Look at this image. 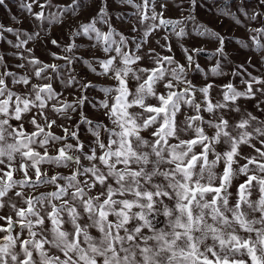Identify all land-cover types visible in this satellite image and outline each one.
Here are the masks:
<instances>
[{
  "label": "snow or ice",
  "instance_id": "6c2138e0",
  "mask_svg": "<svg viewBox=\"0 0 264 264\" xmlns=\"http://www.w3.org/2000/svg\"><path fill=\"white\" fill-rule=\"evenodd\" d=\"M12 2L0 0L21 26L0 22V264H264V60L228 52L264 57V0H18L27 27ZM114 12L132 13L127 34ZM223 18L245 37L210 26ZM198 37L214 50L185 45Z\"/></svg>",
  "mask_w": 264,
  "mask_h": 264
},
{
  "label": "rangeland",
  "instance_id": "374dc122",
  "mask_svg": "<svg viewBox=\"0 0 264 264\" xmlns=\"http://www.w3.org/2000/svg\"><path fill=\"white\" fill-rule=\"evenodd\" d=\"M250 2H254V0H250ZM17 3H18V0H13V2L10 3L9 7L11 9V13L15 14L18 18L23 19L25 21L23 26L27 27L29 21L27 20L25 15L21 12V10L17 7ZM157 3H159V0H157ZM211 7H212V5L209 4V5H207L206 8L201 10L200 20L202 22L209 18V15H206V13H207L208 9ZM131 15H132V13H128L127 16H124V13H122V12H114L113 13V16L117 17L115 24L113 26L121 34H127L128 27H125V24H127L128 16H131ZM166 15L169 17L175 18V17L179 16V13L176 12L175 10H170L169 12L166 13ZM121 16H124V23L123 24L121 23V20L119 19V17H121ZM0 22H2L6 26H11L14 28L21 27L20 25H17L13 21H11V19L9 17V13L3 8H0ZM210 26L215 31H218L222 35H225L229 40H231L233 42L239 41V40H241V38L245 37L244 31H242L241 29L235 28L233 22H230L229 18H223V19L219 20L218 22H217V20L212 19ZM169 31H170V29H169ZM51 32H52V35H54V36H62V37L67 36L66 31L64 29L60 28L59 26H53L51 29ZM194 35L195 34L193 33V36ZM9 39H12V37L10 35H9ZM156 39H160V37H156ZM170 40L173 44V48L175 50L176 58L181 59L180 51L176 47L175 40L173 38H170ZM65 42H67L66 39H65ZM77 42L80 43L84 48L88 47L89 42H88L87 37L77 38ZM160 43H164V41L162 39H160ZM185 45L187 47L207 48L210 51L214 50V48H215L214 44L206 42L205 38H203V37H198L195 39H187L186 38ZM30 46H33V45H30ZM155 46L156 45L154 43L150 45V47H155ZM34 47L36 48V55L39 56L42 60L47 61V58L41 53L40 48L38 46H34ZM49 47H50L52 52H56L55 46L49 45ZM238 49H239V45H235V46L230 45L228 47V52H229L232 60H234L236 64H245L247 62L249 65L255 64L257 66V68L260 67V65L257 63V60L258 59L264 60V57H261L259 53H256L254 56L249 55V52H253V53L256 52L255 47H253L251 49H246V48L242 49V50H238ZM5 51H8V49H5ZM157 51H159V49H157ZM9 54H10V52H9ZM83 54L87 55V53H83ZM97 55H100V53L97 52ZM8 62L10 64L16 63V61H12V60H9ZM47 62L50 63L51 61H47ZM181 63H183L182 59H181ZM199 63L202 65V67H206L209 72H210L211 67L214 66V64L212 62L207 61L203 57L199 58ZM145 66H147V61H145ZM225 71L228 73V75L225 78H223V79L218 78V77L213 78L217 84L222 85V84H225L229 80L232 79V71L233 70L231 68H226ZM249 72H251L253 75L257 74L256 69H253L252 67H249ZM192 76L194 77L196 82H198V83L201 82V75L200 74L192 73ZM90 79H93V77H90ZM233 82H234V84L239 85L238 79L233 80ZM239 86L241 88L243 87V85H239ZM93 95H94V93H93ZM67 99L71 100L72 97L68 96ZM246 108L249 111L255 112V109L252 107L251 102H249L246 105ZM85 135H87V133H85ZM237 180H238V182H242L243 174H241V176L238 177ZM230 191L235 192V188L230 189ZM241 235H243L242 232H241Z\"/></svg>",
  "mask_w": 264,
  "mask_h": 264
}]
</instances>
